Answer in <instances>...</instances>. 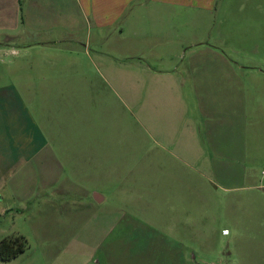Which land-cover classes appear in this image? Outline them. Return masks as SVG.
I'll return each mask as SVG.
<instances>
[{
  "label": "crops",
  "instance_id": "1",
  "mask_svg": "<svg viewBox=\"0 0 264 264\" xmlns=\"http://www.w3.org/2000/svg\"><path fill=\"white\" fill-rule=\"evenodd\" d=\"M0 50V186L20 165L43 187L55 166L108 172L130 149L111 95L139 87L162 148L204 177L173 198V264L212 261L217 225L218 264H264V0H0Z\"/></svg>",
  "mask_w": 264,
  "mask_h": 264
},
{
  "label": "rangeland",
  "instance_id": "2",
  "mask_svg": "<svg viewBox=\"0 0 264 264\" xmlns=\"http://www.w3.org/2000/svg\"><path fill=\"white\" fill-rule=\"evenodd\" d=\"M11 57L10 52L0 50V84L12 78L2 71ZM169 94L166 92L167 101L172 100ZM157 100V93L139 87L130 95L121 91L111 95L115 101L111 132L120 140L125 131L130 149L125 155L118 153L115 166L101 171L96 179L92 172L78 175L72 166H53L56 169L47 178L54 183L43 187L39 172L33 182L23 165L7 171V181L0 186V239L19 234L26 245L11 262L0 264H173L169 249L176 210L181 208L173 198L184 195L188 181L204 177L187 168L184 157L162 148L157 135L162 116ZM173 110L171 105L167 112L172 114ZM175 126L177 132L179 125ZM246 131H250L248 121ZM97 192L104 195V201L93 199ZM221 193L214 190L217 197ZM113 199L129 203L116 204ZM220 228L217 225L214 229L213 246L220 251L213 252L212 261L196 257L188 264H218L221 256L225 258L228 237L220 235Z\"/></svg>",
  "mask_w": 264,
  "mask_h": 264
},
{
  "label": "trees",
  "instance_id": "3",
  "mask_svg": "<svg viewBox=\"0 0 264 264\" xmlns=\"http://www.w3.org/2000/svg\"><path fill=\"white\" fill-rule=\"evenodd\" d=\"M24 238L17 234L0 239V261H10L25 248Z\"/></svg>",
  "mask_w": 264,
  "mask_h": 264
},
{
  "label": "built area",
  "instance_id": "4",
  "mask_svg": "<svg viewBox=\"0 0 264 264\" xmlns=\"http://www.w3.org/2000/svg\"><path fill=\"white\" fill-rule=\"evenodd\" d=\"M263 173H264V171H263Z\"/></svg>",
  "mask_w": 264,
  "mask_h": 264
}]
</instances>
